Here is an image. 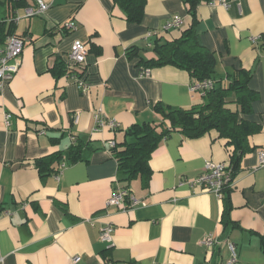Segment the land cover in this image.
Wrapping results in <instances>:
<instances>
[{
  "label": "crops",
  "instance_id": "crops-1",
  "mask_svg": "<svg viewBox=\"0 0 264 264\" xmlns=\"http://www.w3.org/2000/svg\"><path fill=\"white\" fill-rule=\"evenodd\" d=\"M35 1L21 0L12 9L0 0L5 31L11 27L25 37L18 70L0 91V264H229L228 243L236 252L232 264H264V167L257 157L264 150V0H232L228 9L205 1L196 6L195 29L217 57L216 79L244 68L258 93L246 116L260 129L248 136L249 150L228 181L227 224L225 192L219 197L185 182L207 160L229 162L234 146L216 130L196 138L170 132L150 155L146 181H118L108 145L134 140L127 130L159 119L157 104L188 109L203 102L189 92L192 79L183 69L163 65L144 73V62L156 56L155 41L178 38L191 25L187 3L146 0L141 21L128 22L113 0H43L49 3L44 12L10 20ZM175 15L180 26L163 29ZM70 21L76 29L63 27ZM148 31L158 35L148 39ZM76 39L86 44L79 69L84 89L53 71L59 62L66 69ZM132 49L136 55L129 58ZM98 119L119 125L100 126ZM71 149L80 159L69 161ZM58 152L56 172L42 176L35 160ZM116 187H126L140 203L107 206ZM107 223L113 226L110 248L99 239ZM207 234L217 239L212 247L199 243Z\"/></svg>",
  "mask_w": 264,
  "mask_h": 264
},
{
  "label": "trees",
  "instance_id": "trees-1",
  "mask_svg": "<svg viewBox=\"0 0 264 264\" xmlns=\"http://www.w3.org/2000/svg\"><path fill=\"white\" fill-rule=\"evenodd\" d=\"M183 1L187 3L188 11L192 16L191 25L184 29L178 38L162 43L155 41L153 50L156 56L145 61L144 65L147 68L173 65L187 71L192 81L210 78L214 86L206 93L202 103L188 109L157 104L154 111L159 115V119L133 125L128 129L126 135L130 133L134 140H123L110 148L117 161L118 181L128 182L137 176L146 181L151 174L150 155L170 132L177 131L185 137L196 138L211 129L216 130L220 137L234 146L227 163L230 177H234L242 155L249 150L248 136L260 129L257 123L246 116L251 113L253 102L258 99V93L248 86L250 72L239 68L227 73L223 79H216L217 57L201 43L196 32V6L202 1L209 0ZM6 2L12 9L21 5V0H6ZM113 2L128 22L141 21L146 0H113ZM5 29L4 23H0V43L5 42L6 37L13 33L11 27L7 31ZM128 55L132 58L136 55V50H130ZM56 67H58L57 70H55ZM53 71L58 77L65 72V69L59 62ZM231 105L234 107L232 108ZM51 139L55 140V138ZM60 158L61 154L58 152L36 159L35 165L38 172L42 176L56 172L57 166H52L53 163L59 164ZM78 159H80L79 151L71 149L69 161ZM223 191L225 192L222 197L223 222L227 224L229 221L227 211L230 208L228 184ZM260 244L264 252V235L261 236Z\"/></svg>",
  "mask_w": 264,
  "mask_h": 264
},
{
  "label": "built area",
  "instance_id": "built-area-1",
  "mask_svg": "<svg viewBox=\"0 0 264 264\" xmlns=\"http://www.w3.org/2000/svg\"><path fill=\"white\" fill-rule=\"evenodd\" d=\"M232 0H209L210 4H220L226 9L231 6ZM35 6L26 7L24 10L23 16L15 13L10 20L14 23L18 22L20 17H32L44 12L48 7L49 3L43 0H36ZM181 24V19L179 16L175 15L170 18L164 25L163 29L168 30L174 27H179ZM64 28L76 29L77 25L73 22H67L63 25ZM156 31H148L146 36L151 38V36H157ZM258 36H252V41L256 40ZM25 44V37L18 36L16 34H9L2 47H0V91L2 88L12 79L14 73L18 70L20 65L21 53L23 51ZM148 46H151V42H147ZM86 55V44L81 40H74L70 46L69 52L67 54V67L65 73L69 76L80 89H84V83L81 79L79 69L82 66ZM149 69L145 68L144 73H148ZM214 86L212 79L207 78L201 81H191L188 89L190 93H198L200 96L204 97L206 93L211 90ZM10 114H5L4 119L5 123L8 124ZM77 115L75 119H77ZM98 124L100 126H107L111 129L118 127V123L114 119H108L102 121L98 119ZM110 148L115 146V141L110 140L108 142ZM258 164L261 167H264V150L257 151ZM65 166L64 163L60 165V168ZM230 180V169L227 167L226 163L223 162H213L207 160L201 172L195 178L188 179L185 182L191 186H200L208 189L209 191L215 193L217 196L221 197V191L228 184ZM140 200L132 196L126 189V187H116L107 199V206H116L122 209H127L129 207L138 205ZM0 210V214H1ZM112 232L113 226L110 223L103 225L100 228L99 239L101 242L106 244V248H110L112 245ZM199 243L206 247H212L217 243V239L212 234H207L200 239ZM228 248L231 252V259L229 264H232L236 261V252L234 245L228 243ZM75 260L77 258H74Z\"/></svg>",
  "mask_w": 264,
  "mask_h": 264
}]
</instances>
